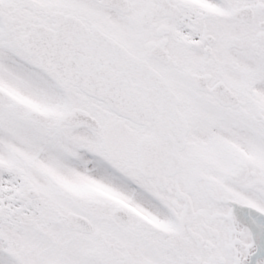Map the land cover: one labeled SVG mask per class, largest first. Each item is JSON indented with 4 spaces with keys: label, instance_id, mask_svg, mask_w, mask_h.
I'll use <instances>...</instances> for the list:
<instances>
[{
    "label": "snow or ice",
    "instance_id": "6c2138e0",
    "mask_svg": "<svg viewBox=\"0 0 264 264\" xmlns=\"http://www.w3.org/2000/svg\"><path fill=\"white\" fill-rule=\"evenodd\" d=\"M0 264H264V0H0Z\"/></svg>",
    "mask_w": 264,
    "mask_h": 264
}]
</instances>
